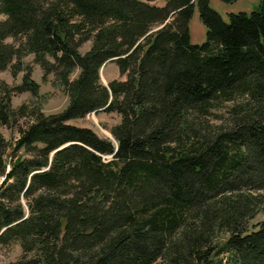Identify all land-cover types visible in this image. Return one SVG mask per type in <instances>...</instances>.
I'll list each match as a JSON object with an SVG mask.
<instances>
[{"label":"trees","instance_id":"1","mask_svg":"<svg viewBox=\"0 0 264 264\" xmlns=\"http://www.w3.org/2000/svg\"><path fill=\"white\" fill-rule=\"evenodd\" d=\"M152 1L0 0V72H24L0 82V125L27 120L13 145L0 132L12 264H264V220L251 223L264 211V0L228 20L210 0ZM29 54L68 95L61 112L13 107L39 92ZM109 61L126 79L106 86ZM99 111L120 115L113 139L68 122Z\"/></svg>","mask_w":264,"mask_h":264},{"label":"rangeland","instance_id":"2","mask_svg":"<svg viewBox=\"0 0 264 264\" xmlns=\"http://www.w3.org/2000/svg\"><path fill=\"white\" fill-rule=\"evenodd\" d=\"M260 0H237L235 2H224L221 0H210L211 6L218 11L224 19H229V13L247 11L251 12ZM153 4L165 5L167 0H155ZM4 16L0 14V19ZM191 41L194 44H202L206 41L207 27L202 22L199 14L198 6L195 7L193 17L189 23ZM13 39L10 38L9 41ZM91 46V42H86L80 48L82 52L88 50ZM24 66H30L32 68V78L39 83L38 94L31 92H24L13 97V107L17 108L23 104L29 106H38L44 113H58L61 112L68 104V95L63 91L62 87L56 82L54 74H50L44 77V73L41 67L34 61V54H29L24 58ZM101 81L104 85H108L113 79L124 80L126 76H123L119 72L117 64L113 61H109L101 68ZM24 72H20L16 76L7 69L0 72V82L6 81L11 85H18L22 82ZM77 75V74H76ZM224 112V111H222ZM120 115L116 112H93L83 118H74L68 122L78 126H85L93 129L102 137H110L113 139L111 128L120 122ZM27 120H22L20 124L16 126H3L0 125V132L6 137L11 145H13L19 136L18 127L24 125ZM12 147V146H11ZM105 159L113 158L111 155H105ZM264 220V211H261L251 223H257ZM22 255V248L20 244L13 243L11 245L0 244V264H12L16 262Z\"/></svg>","mask_w":264,"mask_h":264},{"label":"water","instance_id":"3","mask_svg":"<svg viewBox=\"0 0 264 264\" xmlns=\"http://www.w3.org/2000/svg\"><path fill=\"white\" fill-rule=\"evenodd\" d=\"M168 21H166L165 23H163L159 28L163 27Z\"/></svg>","mask_w":264,"mask_h":264},{"label":"bare ground","instance_id":"4","mask_svg":"<svg viewBox=\"0 0 264 264\" xmlns=\"http://www.w3.org/2000/svg\"><path fill=\"white\" fill-rule=\"evenodd\" d=\"M113 157V156H112Z\"/></svg>","mask_w":264,"mask_h":264}]
</instances>
